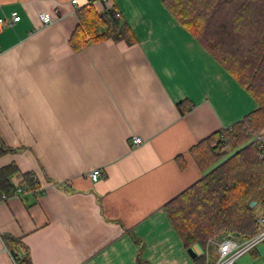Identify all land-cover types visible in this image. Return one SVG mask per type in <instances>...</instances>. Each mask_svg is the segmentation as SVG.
I'll use <instances>...</instances> for the list:
<instances>
[{"label":"crops","instance_id":"obj_1","mask_svg":"<svg viewBox=\"0 0 264 264\" xmlns=\"http://www.w3.org/2000/svg\"><path fill=\"white\" fill-rule=\"evenodd\" d=\"M94 7L116 10L135 42L73 51L71 0H0V18L20 15L0 26V137L18 148L0 166L15 162L44 188L0 201V264H206L163 205L205 173L192 148L257 104L162 0ZM2 235L20 240L14 251L28 262L14 261Z\"/></svg>","mask_w":264,"mask_h":264},{"label":"trees","instance_id":"obj_2","mask_svg":"<svg viewBox=\"0 0 264 264\" xmlns=\"http://www.w3.org/2000/svg\"><path fill=\"white\" fill-rule=\"evenodd\" d=\"M195 40L255 100V110L199 142L192 148L197 166L205 173L163 205V211L185 248L202 249L210 236L230 232L249 234L259 226L256 206L264 208V0H162ZM113 8L76 7L77 24L68 38L73 51L107 39L135 37ZM178 102L181 114L188 108ZM0 137V157L16 152ZM180 167L183 164L180 162ZM18 175L19 182L12 176ZM15 182V183H14ZM59 185L60 183H56ZM40 187L32 172L20 173L15 162L0 166V198L14 196L17 187ZM256 200V205L249 203ZM14 261L28 262L26 251L17 258L20 240L2 235ZM204 257L201 254L196 257ZM213 258V257H212Z\"/></svg>","mask_w":264,"mask_h":264},{"label":"built area","instance_id":"obj_3","mask_svg":"<svg viewBox=\"0 0 264 264\" xmlns=\"http://www.w3.org/2000/svg\"><path fill=\"white\" fill-rule=\"evenodd\" d=\"M107 0H71L72 4L76 7L85 5H94L95 3H104ZM119 16L118 13H116ZM39 19L43 25L49 24L52 21L50 14L46 11L39 12ZM20 20V15L17 11H12L8 21L0 18V26L12 24ZM256 138L259 140L260 135L256 134ZM132 145H138L142 142V138L138 135L131 137ZM100 169L94 168L90 170L89 177L92 181H97L100 177ZM44 188H37V190L31 191L26 186L17 187L14 196H21L28 193L38 194L42 193ZM7 198L2 195L0 198L4 200ZM264 241V216L259 219V226L255 232L249 234H241L239 232L224 233L221 235H215L207 240V244L202 253L206 256V264H235L236 260L247 252L253 250L259 243ZM213 257V258H212ZM20 264V263H16Z\"/></svg>","mask_w":264,"mask_h":264},{"label":"rangeland","instance_id":"obj_4","mask_svg":"<svg viewBox=\"0 0 264 264\" xmlns=\"http://www.w3.org/2000/svg\"><path fill=\"white\" fill-rule=\"evenodd\" d=\"M12 179L15 180V182H19V180H20L18 175L12 176ZM255 205H256V203H255ZM256 208H257L258 214L262 213L264 211V208H262L260 205L256 206ZM212 237H213V235L210 236L209 238H212ZM206 244H207V241H206L205 245ZM235 264H264V241L259 243L250 252H247L244 255H242L241 257H239L236 260Z\"/></svg>","mask_w":264,"mask_h":264},{"label":"water","instance_id":"obj_5","mask_svg":"<svg viewBox=\"0 0 264 264\" xmlns=\"http://www.w3.org/2000/svg\"><path fill=\"white\" fill-rule=\"evenodd\" d=\"M255 203H256V201H255V200H252V201L249 203L250 207L254 206ZM202 251H203V249H201L200 246L197 245V244H195V245H193V246H191V247H189V248L187 249L188 254H189L192 258L196 257L197 255H200V254L202 253Z\"/></svg>","mask_w":264,"mask_h":264}]
</instances>
